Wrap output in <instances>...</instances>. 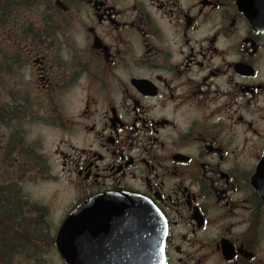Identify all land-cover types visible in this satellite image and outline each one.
I'll return each mask as SVG.
<instances>
[{
    "label": "flooded vegetation",
    "instance_id": "obj_1",
    "mask_svg": "<svg viewBox=\"0 0 264 264\" xmlns=\"http://www.w3.org/2000/svg\"><path fill=\"white\" fill-rule=\"evenodd\" d=\"M3 42L31 75L0 115L20 135L19 114L37 115L17 87L34 89L76 197L55 218L0 182V264H68L61 227L112 193L158 211L162 264H264V0H0ZM74 81L82 93L63 115L51 93ZM30 168L53 175L37 149ZM92 210L91 264H119L144 215Z\"/></svg>",
    "mask_w": 264,
    "mask_h": 264
},
{
    "label": "rangeland",
    "instance_id": "obj_2",
    "mask_svg": "<svg viewBox=\"0 0 264 264\" xmlns=\"http://www.w3.org/2000/svg\"><path fill=\"white\" fill-rule=\"evenodd\" d=\"M67 43L68 41H65V44ZM10 48L11 45L8 43H0V107L2 105L8 106L10 88L15 89V81L18 82V85L22 84L31 75V71L28 73L29 68L16 70V67L10 65L11 59H13L10 55ZM8 66H11L13 70L11 71ZM16 66H18L17 62ZM53 73L58 76L62 72L53 71ZM81 83L82 81L69 82L58 86L51 93L54 95V101H58V109L63 115L72 112L70 103L74 102L75 98L82 93V89L77 88ZM17 88H19V96L23 97L24 100L27 99V95L31 97L37 116H34L33 119H25L19 114L17 118L18 128H21L22 124L24 131L20 135H14L12 132L15 128L14 121L11 122V120L0 115V182L2 184L6 182L19 183L23 194L28 199L46 204L53 211V217L57 218L56 214H60L64 207H68L76 197V189L73 186L75 184L56 168L54 152L58 135L48 126V120L43 118L44 110L47 107L42 103L38 104L37 100L41 99L38 98L36 92L32 91L34 89L31 90L30 87L24 85ZM2 108L5 107L2 106ZM34 149L39 150L46 163L52 165L51 172L53 175L47 170L43 173L37 172L34 168L25 170V154H31ZM16 157L19 158V162L16 161ZM52 257L51 264H60L54 256ZM25 259L24 256H19L18 261L22 260V262L18 264H29V262H25ZM34 264L36 263L34 262Z\"/></svg>",
    "mask_w": 264,
    "mask_h": 264
},
{
    "label": "water",
    "instance_id": "obj_3",
    "mask_svg": "<svg viewBox=\"0 0 264 264\" xmlns=\"http://www.w3.org/2000/svg\"><path fill=\"white\" fill-rule=\"evenodd\" d=\"M99 196L109 200L84 203L71 213L61 227L57 235V246L65 261L68 264H91L96 259L97 252L92 251L90 243L92 235L86 232L91 228L92 208L103 207L104 210L100 212L122 214L124 207V213L132 216L131 222L138 221L139 217L136 216L139 213L144 215L141 220L145 221V230L141 233L138 229L131 232L130 249L119 264H162L166 231L158 211L149 202H144L130 194L112 193ZM82 229L83 231H80ZM134 241L137 250L132 244Z\"/></svg>",
    "mask_w": 264,
    "mask_h": 264
},
{
    "label": "trees",
    "instance_id": "obj_4",
    "mask_svg": "<svg viewBox=\"0 0 264 264\" xmlns=\"http://www.w3.org/2000/svg\"><path fill=\"white\" fill-rule=\"evenodd\" d=\"M17 1V0H16ZM17 3V2H16ZM19 3L20 2H18V5H19ZM7 189L6 188H3V195H5V191H6ZM9 194H8V191H7V195L6 196H8ZM20 222V221H19ZM18 228H21V226H20V224H19V226H18Z\"/></svg>",
    "mask_w": 264,
    "mask_h": 264
}]
</instances>
